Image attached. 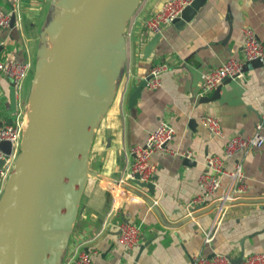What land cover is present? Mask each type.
<instances>
[{
  "label": "crops",
  "instance_id": "1",
  "mask_svg": "<svg viewBox=\"0 0 264 264\" xmlns=\"http://www.w3.org/2000/svg\"><path fill=\"white\" fill-rule=\"evenodd\" d=\"M51 1L0 0V10L14 16L0 29L1 62L33 64L39 32L51 16ZM163 1L140 0L126 22L130 33L128 65L123 64L116 82L118 97L93 132L88 177L59 264L80 249L93 252L91 264H189L198 254L223 253L233 260L264 252V140L257 149L224 158L226 168L240 164L247 190L245 198L230 202L222 218L216 220L210 243L203 242L201 232L212 224L213 208L184 216V204L200 194L197 177L206 170L205 158L223 157L228 137L252 135L264 107V64L201 92L204 72L228 58L242 61L244 28L254 32L264 49V2L202 0L190 21L180 28L164 25L151 54L145 56L142 48L154 33L143 27V21ZM155 64H165L166 69L159 75L160 86L148 88L145 80ZM30 76L28 72L22 80L20 94L22 90L27 94ZM143 80L144 86L130 104L131 89ZM10 95V82L0 72V126L12 119L8 114ZM201 116L216 118L221 136L210 134L200 122ZM162 122L173 129L167 148L189 150L191 159H185L188 163L184 164L177 154H153L152 192L131 184L127 186L129 194L118 197L114 205V194L107 187L129 170L133 160L130 148L143 143L147 132ZM222 181L223 186L228 182ZM110 205L115 208L109 215ZM122 220L139 227V244L128 252L116 242L115 224Z\"/></svg>",
  "mask_w": 264,
  "mask_h": 264
},
{
  "label": "water",
  "instance_id": "2",
  "mask_svg": "<svg viewBox=\"0 0 264 264\" xmlns=\"http://www.w3.org/2000/svg\"><path fill=\"white\" fill-rule=\"evenodd\" d=\"M139 2L51 1L32 65L26 124L0 192V264H59L88 177L92 135L114 98L124 63L122 34ZM201 4L191 0L173 26L189 22ZM159 38L146 41L145 56ZM262 64L264 56L243 63L242 71ZM143 86L144 80L131 89L130 104ZM9 101L10 115L12 86ZM0 150L8 154L9 142L1 141ZM138 186L152 192L151 183Z\"/></svg>",
  "mask_w": 264,
  "mask_h": 264
},
{
  "label": "built area",
  "instance_id": "3",
  "mask_svg": "<svg viewBox=\"0 0 264 264\" xmlns=\"http://www.w3.org/2000/svg\"><path fill=\"white\" fill-rule=\"evenodd\" d=\"M191 0H165L161 5L152 11L143 21V27L151 33L157 34L164 25L170 24L177 18L181 10L190 3ZM264 2V0H261ZM10 16L8 13L0 10V29L9 25ZM123 39L125 42V59L124 63L128 65L129 58V39L130 33L125 25L123 31ZM2 45V41H0ZM241 52L243 59L238 61L228 58L222 64L203 73V81L201 92L207 93L214 89L224 79H237L242 77V64L254 60H261L264 56L262 43L258 40L254 32L244 28L242 30ZM30 64L28 62L0 61V72L8 78L13 90V111L10 114L12 119L7 125L0 126V142L7 141L10 145V152L4 154L0 150V192L2 185L9 173L14 156L18 151L21 131L25 124L27 104L20 99V87L22 80L29 72ZM166 69L165 64H155L150 66L148 75L145 80V86L148 88H157L160 86L159 75ZM127 70V68H126ZM200 122L206 130L212 135L221 136V129L216 118L211 116H201ZM264 107L261 110L259 119L254 126V133L250 136H231L226 138L223 145V157L207 156L204 160L205 172L197 177V185L200 194L191 198L184 204V216L191 217L195 211L206 209L208 207L214 210V220L208 230L202 231V238L205 244L210 243L213 232L226 210V206L230 202L241 200L247 190V183L243 179L241 166L239 163L234 164L230 168L225 167L224 158H228L234 153L259 148L264 140ZM173 135V129L166 123H159L155 128L148 131L144 142L133 145L130 153L133 156L132 163L127 172L119 176L117 180L112 182L107 188L113 193L112 203L118 197L128 195L127 186L138 185V183H150L154 174L155 167L150 162V157L161 151H165L172 155L177 154L183 159H191L189 150L172 151L167 148L168 142ZM223 179H227V184L223 186ZM110 205L108 214L110 215L115 206ZM117 231L116 242L126 252L133 249L139 244V227L127 220L115 224ZM102 229V228H100ZM91 251L78 250L73 252L71 257L64 264H91ZM189 264H264V252H254L244 254L239 257L237 263H233L232 259L223 253H212L211 255H195L190 258Z\"/></svg>",
  "mask_w": 264,
  "mask_h": 264
},
{
  "label": "rangeland",
  "instance_id": "4",
  "mask_svg": "<svg viewBox=\"0 0 264 264\" xmlns=\"http://www.w3.org/2000/svg\"><path fill=\"white\" fill-rule=\"evenodd\" d=\"M52 13V12H51ZM32 63H30V67H29V72H30V75H31V73H32ZM25 93L26 92H24L23 93V90H22V93L20 94V99H21V102L23 103L24 101H26V96H27V94L25 95ZM28 93V92H27ZM126 94H127V92H126ZM126 94H125V96H126ZM118 95H119V83L117 84V89H116V92H115V95H114V98L116 99L117 97H118ZM114 98H113V100H114ZM26 120V118L24 119V121Z\"/></svg>",
  "mask_w": 264,
  "mask_h": 264
},
{
  "label": "bare ground",
  "instance_id": "5",
  "mask_svg": "<svg viewBox=\"0 0 264 264\" xmlns=\"http://www.w3.org/2000/svg\"><path fill=\"white\" fill-rule=\"evenodd\" d=\"M24 124H26V120L24 121Z\"/></svg>",
  "mask_w": 264,
  "mask_h": 264
}]
</instances>
